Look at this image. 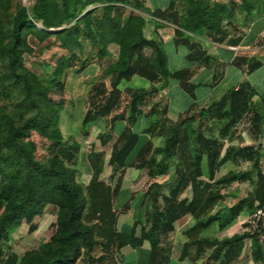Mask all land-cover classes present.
Wrapping results in <instances>:
<instances>
[{
	"label": "trees",
	"instance_id": "1",
	"mask_svg": "<svg viewBox=\"0 0 264 264\" xmlns=\"http://www.w3.org/2000/svg\"><path fill=\"white\" fill-rule=\"evenodd\" d=\"M121 0H109L101 15L97 8L86 11L96 0H37L32 9L22 6L13 20L12 38L7 44L0 45V60L6 63L8 72L5 81L16 87L23 99L18 108L28 117L14 125L11 117L0 114V264H77L85 255H91L100 247L104 255L114 254L130 246L141 247L150 244L148 264H170L171 247L162 244V236L176 230L175 223L186 215H191L195 223L184 234L187 241L182 247L179 259L184 261L195 249V257L201 258L212 250L208 260L214 264H231L238 255V249L246 239L253 247V259L264 264V221L261 229L251 233L244 231L231 237L219 239L204 236L203 232L216 224L224 229L246 210L264 211V171L261 167V153L255 144L236 147L223 141L232 136L237 125L245 117L250 120L248 132L253 141H258L264 129V110L253 102L256 91L249 81L238 88H232L219 100L208 107L201 108L196 114L190 112L177 122L168 117V106L156 113L150 125L145 129L152 136L164 138L163 145L154 146L148 141L137 153L130 166L148 169L151 179L167 174L168 163L174 164L176 184L168 195L163 197L164 206H159V194L163 184L152 182L146 192L151 208L146 213L145 223L136 221L130 232L118 229L119 211L115 208V198L121 190L127 159L139 142V133L131 128L125 129L112 146L109 165L119 176L114 185L100 178L104 170L105 155L91 150L88 159L93 176L88 185H82L77 179V164L81 143L78 140H63L58 128L60 115L54 101L49 97V89L37 79L23 72V56L33 53L25 31H31L39 43L52 37L54 42L64 49L80 46V35L84 32L87 40L99 46L97 56L106 57L108 46L119 45L120 53L115 62L108 65L103 73L111 77V88L100 84L93 88L90 108L83 118V125H89L99 118L112 115L111 129L118 120L126 119L133 124L143 113L142 106L151 94V89H136L130 93L126 110L119 112L126 97L120 89L123 80L130 81L134 76L142 77L151 83L176 79L189 94L194 95L198 86L191 82L192 70L183 68L171 71L168 67L167 53L161 41L145 36L146 19L142 14L131 12L127 17L124 8L118 4ZM135 7L147 10L141 0H134ZM184 21L180 22L171 0L169 10H147L151 15L167 19L171 17L180 29L176 30L177 45L189 48L187 60L209 63L211 56L202 45L191 40L187 32H201L215 43H224L229 34L224 27L228 17L235 14L237 8H253L249 0H230L228 3L211 0H187ZM9 7V0H0L3 15ZM237 41H239L237 39ZM51 42L39 48L44 53ZM150 49L152 54H144ZM76 57V56H74ZM69 58H60L57 74L70 67ZM260 61L248 63L250 73L261 67ZM83 65L81 69H85ZM221 74L214 76V83ZM64 103L63 100L60 102ZM160 111V112H159ZM45 112V114H44ZM226 120L222 136L206 134L205 123L213 120ZM199 122L194 135L190 134L191 122ZM233 129V130H231ZM36 132L47 137L52 155L46 162L37 159V145L30 139ZM104 139L103 135H99ZM106 143V141H104ZM9 152V153H8ZM161 156L158 159L157 156ZM208 160L207 172L203 168L204 158ZM252 162V168L239 173L230 171L216 178L217 172L228 162ZM207 177L205 180L203 177ZM235 181L254 183V187L243 198L227 209L211 213V210L223 200L224 195L217 187H224ZM192 197H181L187 189ZM58 208L57 220L51 239L39 250H28L21 257L12 252L8 243L11 235L22 225H29V232L37 230L34 220L46 213L47 207ZM130 207L127 205L122 213ZM141 225L140 235L137 227ZM104 258L101 257L99 261Z\"/></svg>",
	"mask_w": 264,
	"mask_h": 264
},
{
	"label": "rangeland",
	"instance_id": "2",
	"mask_svg": "<svg viewBox=\"0 0 264 264\" xmlns=\"http://www.w3.org/2000/svg\"><path fill=\"white\" fill-rule=\"evenodd\" d=\"M36 1L37 0H9L8 11L5 15H3L0 8V45L7 44L11 40L13 20L19 8L22 6H27L28 8L32 9ZM143 1L144 0H141V3H143ZM108 2L109 0H96V3L89 5L86 11L97 8L96 12L101 15L104 6ZM211 2L220 1L211 0ZM237 2L238 4H240V0H237ZM134 3V0H121L118 2V4L124 8L125 17H127L131 12H134L136 14L143 13L145 15H148V12L145 9L135 7ZM188 4L189 3L187 2V0H174L173 9L179 17L180 22L184 21L185 11L186 8H188ZM237 9H239V7ZM238 21H242V18L239 17L237 12H235L233 16L228 17L224 22L226 31L229 35H231L227 42L232 45H237V39L239 40L241 34L244 33L242 29H237ZM187 34L191 38V40L200 43L202 47L204 45L203 40H209L204 34V31L196 33L187 32ZM25 35L34 52L24 54L22 68L23 72L27 73L31 78L37 79L42 85L46 86L49 89V97L56 104L60 115L58 128L62 133L63 140H78L80 143H85L86 141H88L93 148L94 145H97V147L100 149L103 148V151L98 152H103V154L106 155V152L112 147L114 139L116 138L115 130L111 129L110 126H100L101 124H99L98 122H93L85 126L83 125V118L85 114L84 109L90 108L91 94L94 91L93 88L100 84H105L108 88H111V77L106 76L102 72L93 80H85L82 78V71L84 69H81V67L83 65H86L87 67L90 63L95 62L101 67H104V71L105 68L115 62L118 57L115 55L108 58L97 56L100 50L99 46L87 40L84 32H82L80 35V46L72 48L70 50L61 48L59 46V43L54 42V37H52L48 41L39 43L33 33H31V31H25ZM50 42L51 47L44 53L40 54L39 48L47 45ZM167 49L170 55V62L168 67L171 68V70L175 69L176 67H181V59L179 57V54L174 52V49L172 48ZM144 54L150 56L152 52L150 49H145ZM60 58H69L71 62H69L70 67L65 69L62 74H57L56 70L59 66ZM7 72L8 69L6 67V63L0 60V114L11 117L14 121V125L18 126L22 124L28 116L18 108V104L23 99V96L20 94L19 90L16 87H14L8 81H5V74ZM219 74H221V71L219 72ZM76 78L79 79V84L77 86ZM170 81L179 83L176 79H171ZM125 84L127 83L123 82L122 84H120V87L125 88ZM140 84L141 82L139 81L137 85ZM129 85H133V82ZM151 91L152 92L148 100L153 102V98L157 97L158 89L157 87L153 86L151 87ZM127 99L129 98L127 97ZM61 100L64 101L63 104L60 103ZM162 106L163 105H161V107ZM196 112L197 111H193L191 112V114H196ZM205 124L206 126L203 127V130L206 132V134H213L217 137H220L222 136V128L227 124V121H219L215 119L213 121H208ZM250 124L251 123L248 117H245L240 123H238L236 132L233 133L231 137L229 135L225 136L223 138V141L226 146L233 145L236 147L255 144L256 147H258L260 150L262 156L261 167L264 171L263 143L261 138L258 141H253L251 139L248 132ZM198 125V121L191 122L189 131L192 136L198 129ZM122 127V122H118L116 130L121 131L123 129ZM100 134L104 136V139L99 138ZM29 140L34 141L37 145V149L35 151L37 159L42 162L48 161V159L52 155V152L49 148L51 141L47 137L36 132H33L31 138L26 140V142H28ZM104 141H106V143H104ZM141 145L142 141H140V143L131 153L129 157L130 160L134 158V155ZM168 165L169 170L167 174L159 176L156 179L150 178L146 184H144L143 181L141 185L142 189L137 191V197L133 200L130 210L127 213V217L130 222L134 221L135 219H141L142 223H145L146 213L151 208V202L146 195V192L149 189L150 182H158L160 184H163V189L159 194V206L161 208L164 206L163 197L165 195H168L170 189L176 184L177 181L176 175L174 173V164L169 162ZM75 166H77V169L82 175H84V177L87 175L85 174L84 159L82 157H79L78 163ZM203 168L205 169V171L208 169L207 157L204 158ZM251 168L252 162L249 161H240L238 163L228 162L227 164L223 165L217 172L215 179H219L227 175L230 171L242 173L250 170ZM118 176L119 171H116L115 173L112 166H106L105 169L104 159V170L100 175V178L114 185ZM203 178L207 180L206 176ZM77 179L79 182H81V176L79 175V173H77ZM254 185V183L250 182L235 181L224 187H217L224 195V198L223 200L218 202L216 206H214V208L211 210V213H215L218 210L227 209L239 200L246 198L248 192L253 189ZM191 196L192 192L189 188L181 197L190 198ZM128 200V192H123L115 198V208L119 211L120 214L127 207L125 204ZM141 200H143V202ZM57 215L58 208L53 205L48 206L46 213L43 216H38L34 220V223L37 225V230L31 233L29 232L28 224L22 225L15 231L16 233L14 232V235L12 234L13 236L8 243V246H11L12 250L16 251L20 257L28 250L41 249L42 246L51 239L54 231L52 224L56 222ZM263 221L264 211L259 214L258 210H246L226 228L221 229L216 224L215 226H212L209 229L205 230L203 232V235L224 239L227 237H231L236 233H242L244 231L254 233L261 229ZM191 224H194L193 219L191 221ZM188 227V225H185L180 228L179 224H177L176 230L174 232L162 236V244L167 247H171V257L173 258L171 264H214L212 260H208V258L212 254L211 249H207L206 253L201 258H196L195 249L192 248L191 255L188 258H186L184 261H180L178 259L181 254L182 247L187 241V237L185 236L184 231ZM33 236H35L34 239H32ZM6 246L7 244H5L4 242H0L1 248L5 249ZM125 248L126 249L123 248L121 251L114 252L113 255L109 254L107 256L104 255V252L100 247H98L91 255H85L83 259H81L77 264H148L150 255V245L148 243H145L137 249H132L129 246ZM252 250L253 247L251 240L246 239L242 246L238 249V255L231 264H260L253 259ZM101 257H103L104 259L102 261H99Z\"/></svg>",
	"mask_w": 264,
	"mask_h": 264
},
{
	"label": "crops",
	"instance_id": "3",
	"mask_svg": "<svg viewBox=\"0 0 264 264\" xmlns=\"http://www.w3.org/2000/svg\"><path fill=\"white\" fill-rule=\"evenodd\" d=\"M217 1L228 3L230 0H217ZM249 2L253 4V8H250L248 10L239 8L236 10L239 17L242 18V21L237 22V29H242L244 32L243 34H241V37L237 45H232L227 42V40L231 37V35H229L228 39L222 44L212 42L210 39L203 40L204 41L203 49L206 50L207 54L211 56V59L207 64L201 62H190L187 60V55L190 52L189 48L186 45L176 44L175 34H176V30L180 29V27L176 23H174L173 20H171V17L167 19H162L151 15L147 11V10L155 11L157 9H161V10L168 9L169 12H171V9H169L171 0L143 1V5L147 9L146 11L148 12V15L141 13L146 19V25L144 28L145 36L149 39H157L162 42L163 47L167 53L168 66L170 62V55L167 51L168 50L167 48L174 49V52L179 54V57L181 59V63H180L181 67H176L175 69L172 70L171 68L169 69L171 71H176L183 68H190L193 72L191 77V82L198 86L194 90V95H191L187 93L180 86L179 83L171 82L170 81L171 79H169L166 83H164V81H161L154 84L149 81H146L144 78L139 76H134L130 81L123 80L121 84L123 82H126L127 84H125V88L120 87V89L123 91L125 97L128 95L127 97L129 98L130 93L136 89H142V88L151 89V87L153 86L157 87L158 92H157V97L153 98V102L148 100L150 96L147 98L146 102L141 107L143 113L137 118V120L133 124H129L126 119L118 120L114 123L116 138L114 139L113 144L116 142L118 136L125 129L131 128L132 131L139 133V142L137 143V145L140 143V141H142V145L140 146L138 151L148 141H152L154 146L163 145L164 143L163 137L152 136L151 134L145 132V129L150 125V123L154 119H156L155 116L156 113H151L153 107H154V112H157L158 110H161L162 107L167 105L168 106L167 117L171 121L177 122L182 117H185L189 112L191 113L193 111H199L201 108L208 107L213 102L219 100L230 89L238 88L239 85L244 81H249L252 84V86L256 91V94L253 97V102L261 110H264V0H249ZM108 50H109V54L104 58H108L114 55L117 57L119 56L120 53L119 45L112 43L108 46ZM254 61H260L262 65L255 71L248 73L247 65L248 63H252ZM103 69L104 67H101L99 64L92 62L82 71L83 72L82 78L85 80L86 79L93 80L103 72ZM220 71H221L220 80L217 83L213 84L214 76L219 74ZM139 81L141 82V84L137 85ZM132 82L133 85H129ZM78 84H79V79L76 78V86ZM127 104H128V100H126L122 108L119 110V112H122L124 110L127 111L125 115L126 118L129 116V110L126 109ZM161 105L163 106L161 107ZM88 109L89 108L84 109L85 114L88 111ZM111 117L112 115L104 118H99L94 122H98L99 124H101L100 126H111V121H110ZM118 122H122L123 124L122 127L123 129L121 131L116 130ZM261 140L264 147V129ZM91 150L98 152V151H103V148L100 149L97 147V145H94L93 148L90 145V142L88 141H86L85 143H81V151L79 153V157H82L84 159L85 174H87L85 177L79 172L77 166H75V168L78 170L79 175L81 176L80 183L84 186L89 184L93 176V169L88 159V155ZM138 151L136 152L132 160L129 159L130 156L127 159V167L125 169L121 190L117 195L119 196L123 192H128L129 200L125 205L126 206L128 205L129 207H131L133 200L137 197L136 195L137 191L142 189L141 185L143 181L144 184H146L150 179L148 175V169H137L135 167L130 166V164L134 161ZM111 152H112V147L106 152L105 155V169L106 166H110L109 159L111 156ZM157 158L161 159V156L159 155L157 156ZM151 183L152 182H150L149 185ZM141 201L143 202V200ZM128 211L126 213H121L119 215L118 223H117L118 229L124 232H130L131 226L134 224V222L136 221L142 222L141 219H135L134 221L130 222L127 217ZM192 219L193 218L191 215H186L180 220H178L176 223L179 224L180 228L185 225L191 227L194 225L191 224ZM176 223H175V227H177ZM140 230H141V225L137 227V235H140ZM13 235H11V239ZM34 238L35 236L32 237V239ZM12 252H15L17 254V252L14 250H12ZM172 260L173 258L171 257L170 264L172 263Z\"/></svg>",
	"mask_w": 264,
	"mask_h": 264
},
{
	"label": "built area",
	"instance_id": "4",
	"mask_svg": "<svg viewBox=\"0 0 264 264\" xmlns=\"http://www.w3.org/2000/svg\"><path fill=\"white\" fill-rule=\"evenodd\" d=\"M258 213L261 214L262 213V210H258Z\"/></svg>",
	"mask_w": 264,
	"mask_h": 264
}]
</instances>
